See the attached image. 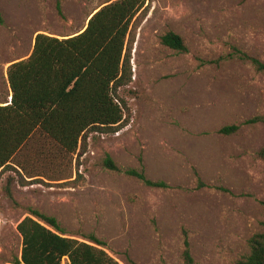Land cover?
Masks as SVG:
<instances>
[{"label":"rangeland","instance_id":"obj_1","mask_svg":"<svg viewBox=\"0 0 264 264\" xmlns=\"http://www.w3.org/2000/svg\"><path fill=\"white\" fill-rule=\"evenodd\" d=\"M103 1L0 0V101L9 98L7 66L30 53L37 32L74 33ZM145 6L133 32L132 79L119 90L128 122L89 132L69 179L20 185L12 170L0 176V264L20 256L16 224L27 207L55 216L72 237L95 234L121 264H184L185 235L196 264H235L248 238L264 233V121L243 123L264 116V69L232 55L237 48L264 62V0ZM169 30L185 52L161 43ZM230 124L239 127L218 132ZM106 153L169 186L103 167Z\"/></svg>","mask_w":264,"mask_h":264},{"label":"trees","instance_id":"obj_2","mask_svg":"<svg viewBox=\"0 0 264 264\" xmlns=\"http://www.w3.org/2000/svg\"><path fill=\"white\" fill-rule=\"evenodd\" d=\"M145 3L105 0L90 12L80 30L62 36L37 32L30 53L11 61L6 68L9 98L0 101V176L12 170L20 174V185L45 175L49 180L69 179L73 159L77 166L89 132H112L128 122L119 90L132 79L133 32ZM160 41L175 51L187 50L182 36L174 31H166ZM234 54L257 70L264 69L259 59L237 48ZM257 121H264V116L243 123ZM238 127L224 125L218 132L229 134ZM258 154L264 159V148ZM102 165L136 177L147 186H169L161 179L148 178L143 169L119 167L109 153ZM22 173L31 179H24ZM7 193L11 195L9 189ZM16 229L22 238L20 256L9 264H63V259L68 264H121L95 234L72 237L55 216L36 208L27 207ZM248 247L249 252L235 264H264V233H253ZM181 255L184 264H196L186 235Z\"/></svg>","mask_w":264,"mask_h":264},{"label":"crops","instance_id":"obj_3","mask_svg":"<svg viewBox=\"0 0 264 264\" xmlns=\"http://www.w3.org/2000/svg\"><path fill=\"white\" fill-rule=\"evenodd\" d=\"M20 170V169H19ZM21 172V171H20ZM18 174V173H17ZM19 176H20V174H18ZM22 177H24V179H26V180H30L31 178H29V177H27L26 175H24L23 173H22ZM20 178H21V176H20Z\"/></svg>","mask_w":264,"mask_h":264}]
</instances>
